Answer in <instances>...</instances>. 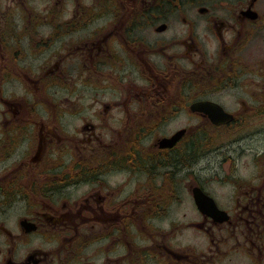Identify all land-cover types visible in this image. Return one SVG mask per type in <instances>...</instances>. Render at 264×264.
<instances>
[{
	"label": "flooded vegetation",
	"instance_id": "obj_1",
	"mask_svg": "<svg viewBox=\"0 0 264 264\" xmlns=\"http://www.w3.org/2000/svg\"><path fill=\"white\" fill-rule=\"evenodd\" d=\"M0 264H264V0H0Z\"/></svg>",
	"mask_w": 264,
	"mask_h": 264
},
{
	"label": "water",
	"instance_id": "obj_2",
	"mask_svg": "<svg viewBox=\"0 0 264 264\" xmlns=\"http://www.w3.org/2000/svg\"><path fill=\"white\" fill-rule=\"evenodd\" d=\"M196 192H198V191L196 190L194 193H196ZM196 198L200 199V198H204V197H201V195L198 194V196H196Z\"/></svg>",
	"mask_w": 264,
	"mask_h": 264
}]
</instances>
